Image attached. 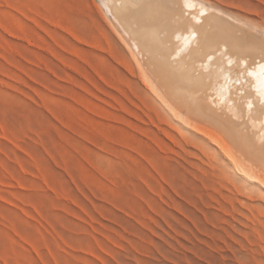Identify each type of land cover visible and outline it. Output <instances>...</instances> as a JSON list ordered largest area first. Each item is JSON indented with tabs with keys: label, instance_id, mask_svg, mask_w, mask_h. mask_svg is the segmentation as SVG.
Listing matches in <instances>:
<instances>
[{
	"label": "rangeland",
	"instance_id": "374dc122",
	"mask_svg": "<svg viewBox=\"0 0 264 264\" xmlns=\"http://www.w3.org/2000/svg\"><path fill=\"white\" fill-rule=\"evenodd\" d=\"M208 1L264 31V0ZM102 3L0 0V264H264V195L157 103Z\"/></svg>",
	"mask_w": 264,
	"mask_h": 264
},
{
	"label": "bare ground",
	"instance_id": "6f19581e",
	"mask_svg": "<svg viewBox=\"0 0 264 264\" xmlns=\"http://www.w3.org/2000/svg\"><path fill=\"white\" fill-rule=\"evenodd\" d=\"M101 1L157 103L264 195V31L208 0Z\"/></svg>",
	"mask_w": 264,
	"mask_h": 264
},
{
	"label": "snow or ice",
	"instance_id": "6c2138e0",
	"mask_svg": "<svg viewBox=\"0 0 264 264\" xmlns=\"http://www.w3.org/2000/svg\"><path fill=\"white\" fill-rule=\"evenodd\" d=\"M186 6H190V5H188L187 3H186ZM250 74V73H249ZM249 107H251V105H249Z\"/></svg>",
	"mask_w": 264,
	"mask_h": 264
}]
</instances>
